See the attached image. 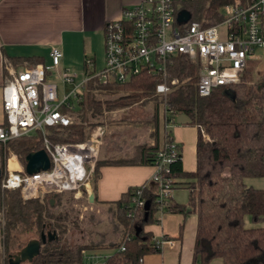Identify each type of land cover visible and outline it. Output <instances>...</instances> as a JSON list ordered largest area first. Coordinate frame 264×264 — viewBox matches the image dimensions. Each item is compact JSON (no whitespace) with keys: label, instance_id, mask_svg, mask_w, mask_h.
<instances>
[{"label":"trees","instance_id":"1","mask_svg":"<svg viewBox=\"0 0 264 264\" xmlns=\"http://www.w3.org/2000/svg\"><path fill=\"white\" fill-rule=\"evenodd\" d=\"M236 0L183 1L178 12L185 10L190 20L202 26L219 23L224 18V7ZM246 3L248 0H239ZM31 65L34 59L27 60ZM256 62L249 63L239 82L228 88L217 87L208 96L197 92L198 62L186 55H176L167 66L168 78H177L165 96L155 94V86L161 74L143 68L139 74L124 83L100 84L92 79L85 84L82 101L75 114L79 119L68 126L46 127V135L52 142H82L87 137L88 116H97L103 110L129 106L137 102H153L151 118L143 122L151 127L155 139L153 145L139 144L132 155L116 159L97 160L94 183L99 168L104 165H153L155 155L163 142L162 108L174 118L183 114L187 123L198 129L196 141V169L185 172L182 157L171 164L170 175L186 178L190 191L187 204L167 200L164 205L156 201L157 194L144 187H129L115 201H107L115 215L116 240L107 248L111 253L105 264H141L143 256L160 252L153 235L144 227L159 222V214H194L196 230L193 247V264H264V188L246 183L247 178L264 177V65L254 74ZM48 73V72H47ZM126 91L113 99H97L95 92ZM0 125H6L3 122ZM43 136L36 130L28 136L12 138L0 143V181L6 170L9 151L25 164V156L43 148ZM181 147V146H180ZM95 186L93 185V188ZM174 187V188H175ZM148 202V208L137 206L136 197ZM62 193L47 194L43 199L23 200L19 189H0V213L3 225L0 235L9 258L18 253L30 240L39 239L41 233L54 231L57 237L46 241L39 253L26 264H85L84 254L106 248L99 241L90 240L65 246L61 243L67 226L62 215L52 208L62 204ZM73 199V198H71ZM96 195L93 203H98ZM131 213V215H129ZM249 219L252 225L246 224ZM36 233L15 252H9L22 235ZM124 246V250L120 248Z\"/></svg>","mask_w":264,"mask_h":264},{"label":"built area","instance_id":"2","mask_svg":"<svg viewBox=\"0 0 264 264\" xmlns=\"http://www.w3.org/2000/svg\"><path fill=\"white\" fill-rule=\"evenodd\" d=\"M183 1L191 0H142L123 8L117 19L107 21L103 27L104 63L99 69L88 58L79 74L61 67L62 52L58 47L50 50V65L24 62L18 69L7 66L2 89L6 125H0V143L39 130L50 167L28 174L19 157L11 151L0 189H19L23 200L70 193L75 200L87 203L82 205L85 210L92 208L93 198L88 187L93 183L95 163L105 138L103 125L90 127L82 142L57 143L46 135V127L74 123L85 84L92 79L103 85L124 83L147 68L161 74L155 94L165 97L178 83L177 78H168L167 66L174 56L182 54L198 62L197 92L208 96L217 87L228 88L239 82L249 63L264 60V0H248L244 4L236 0L224 7V18L210 26L190 19L178 22L180 12L176 13ZM51 74L63 86L71 87L60 88L56 81L49 79ZM162 122L163 142L152 165L155 171L143 185L154 191L156 201L164 205L175 187L170 166L181 158V147L170 133L174 118L165 105ZM133 202L137 206L146 203L138 196ZM154 240L160 248L164 243H172L167 237ZM97 258L94 253L84 254L85 264H94ZM100 264H105L104 260Z\"/></svg>","mask_w":264,"mask_h":264},{"label":"crops","instance_id":"3","mask_svg":"<svg viewBox=\"0 0 264 264\" xmlns=\"http://www.w3.org/2000/svg\"><path fill=\"white\" fill-rule=\"evenodd\" d=\"M140 1L142 0H0V124L5 119L2 89L7 77V66L18 69L24 62L30 64L27 61L30 58L34 59V64L50 65V50L58 47L62 52L61 67L74 65L81 60L84 67L85 59L88 58L94 62L95 69H99L104 63L105 23L117 19L123 8ZM98 46L100 52H103L99 65L96 62ZM48 77L54 80V75ZM147 129V138L143 142L138 141L134 135L128 136L130 146L123 137L111 133L110 139L106 141L107 147L99 153V160L132 155L133 147L139 144L153 145V128ZM169 130L181 146L183 170L195 171L197 127L188 124L186 118L179 124L174 121ZM154 171L152 165H104L99 168L95 187L92 184L88 191L93 194V201L95 195L99 201L94 204L105 205L107 201L117 200L129 187L149 181ZM177 181L180 185L174 189H186L190 196L187 188L189 180L178 178ZM171 200L174 201L172 197ZM158 216L159 222L146 225L144 230L151 232L154 239L167 237L172 243H164L160 252L143 256L141 264H193L195 215L163 212ZM91 253L94 252H89ZM110 253L95 252L98 258L94 264H100Z\"/></svg>","mask_w":264,"mask_h":264},{"label":"rangeland","instance_id":"4","mask_svg":"<svg viewBox=\"0 0 264 264\" xmlns=\"http://www.w3.org/2000/svg\"><path fill=\"white\" fill-rule=\"evenodd\" d=\"M98 52L96 53V62L99 65L103 58V52H100V47L98 46ZM254 74L257 75L262 71L264 60L262 62H256ZM70 68L72 72L81 73L83 69V61L76 62L74 65H66ZM56 81L60 88H70V85H62L60 80L54 76L52 77ZM126 91H117V92H95V97L97 99H113L120 95H126ZM153 113V102L148 101L146 103L137 102L129 106L114 107L112 109L103 110L101 114L97 116H88L89 125L86 128V131L96 125H103L105 130L104 142L101 146L100 151L105 148L106 141L110 139L111 133H115L123 137L127 145L129 143L128 136H136L138 141H145L147 138V126L144 127L143 122L151 118ZM161 121H162V112ZM74 122H78L79 119L74 115ZM186 119V116L183 114L177 115L174 117L176 124L181 123L182 120ZM150 127V126H149ZM8 152L7 157L10 155ZM100 153V152H99ZM5 158V160L7 159ZM95 178V176H94ZM93 178V185H94ZM246 183L255 188H264V177L258 178H247ZM64 194V193H63ZM71 194H64L62 198V204L53 207L52 212L57 215H62L63 223L67 226V231L63 234L61 243L65 246H73L77 242H88L90 240L99 241L106 248L101 249L99 254H107L111 252V249H108V244L118 238V234L114 232V223L116 222L115 215L109 210L110 207L108 204L99 205L92 204V208L84 209L82 205H86L84 200H75ZM173 200L178 204H187L189 201V192L183 188H176L172 192ZM82 215V218L80 216ZM246 224L248 226L252 225L249 219H246ZM3 225L2 214L0 213V232L1 226ZM36 233H29L27 235L20 236L19 241L15 245H11L9 252H15L19 249L20 246H23L27 241L32 238H36ZM17 254V253H16ZM7 252L4 249L3 239L0 235V264L6 263ZM26 264V262L22 263Z\"/></svg>","mask_w":264,"mask_h":264},{"label":"water","instance_id":"5","mask_svg":"<svg viewBox=\"0 0 264 264\" xmlns=\"http://www.w3.org/2000/svg\"><path fill=\"white\" fill-rule=\"evenodd\" d=\"M190 19V15L187 11L182 10L177 16V21L182 23ZM24 168L28 174L38 172L40 170H46L50 167V159L44 149L28 153L24 158ZM1 175V167H0ZM91 199L93 194H91ZM149 203H145V208H148ZM57 237L54 231L41 233L39 239L30 240L17 254H14L9 258L8 264H22L27 261H31L40 251L42 244L46 241H51Z\"/></svg>","mask_w":264,"mask_h":264},{"label":"bare ground","instance_id":"6","mask_svg":"<svg viewBox=\"0 0 264 264\" xmlns=\"http://www.w3.org/2000/svg\"><path fill=\"white\" fill-rule=\"evenodd\" d=\"M11 163H12V160H11Z\"/></svg>","mask_w":264,"mask_h":264}]
</instances>
